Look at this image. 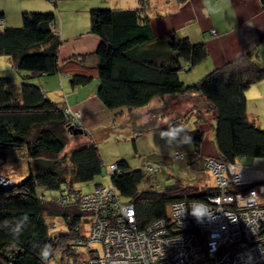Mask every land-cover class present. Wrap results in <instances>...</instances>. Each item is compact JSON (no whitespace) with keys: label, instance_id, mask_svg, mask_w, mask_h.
Instances as JSON below:
<instances>
[{"label":"trees","instance_id":"1","mask_svg":"<svg viewBox=\"0 0 264 264\" xmlns=\"http://www.w3.org/2000/svg\"><path fill=\"white\" fill-rule=\"evenodd\" d=\"M260 3L264 9V0ZM148 12L147 0H139L136 9L91 12L89 33L100 39L93 55L96 67L88 66L89 56L60 63L63 41L54 29L52 13H24L20 28H0V57L11 58L14 69L24 73L21 86L0 77V162L9 154L22 155L29 166L23 182L8 179L12 185L6 186L0 181V264H79L87 260L93 215L82 210L81 199L106 185L96 184L89 193L80 186L95 182L104 169L121 201L135 206L140 231L167 219L174 203L206 202L218 193L215 187L176 178L162 191H155L148 178L149 188L141 190L145 167L133 169L126 161L117 162V170L110 174L97 140L84 126L77 128L70 107L48 99L34 83L42 76L67 75L74 89L97 80V96L114 114L115 122L125 111L144 109L157 98L195 95L201 105L160 128L149 121L135 132L134 142L177 125L190 137L198 159L206 138L203 126L208 125L217 158L223 163L242 166L247 159L264 160V130L249 116L246 96L252 86L264 81V66L257 53L244 54L188 83L182 76L208 58L206 44L175 35L155 38ZM151 114L157 119L164 111ZM190 123L193 129L188 130ZM71 128L84 132L74 134ZM146 169L158 172L151 166ZM47 192H58L60 197L47 199Z\"/></svg>","mask_w":264,"mask_h":264},{"label":"crops","instance_id":"2","mask_svg":"<svg viewBox=\"0 0 264 264\" xmlns=\"http://www.w3.org/2000/svg\"><path fill=\"white\" fill-rule=\"evenodd\" d=\"M37 1L40 0H0V22H3L4 27L20 28L24 13H52L56 17L54 26L63 41L59 49L60 63L74 56H89L87 64L90 67L97 66L93 55L100 45V39L89 33L91 12L103 8L130 10L139 6V0H110V7L97 0H85L84 4L80 2L81 0H70L64 4ZM147 2L148 16L155 38L162 39L175 35L179 39H188L192 43H204L207 46L208 58L190 74H183L184 81L196 82L212 70L250 52H256L264 66V9L260 0H147ZM9 4L17 9L9 10ZM34 83L48 99L58 104H67L72 111L80 113L85 130L94 136L98 144L102 140L107 142L106 137L110 135L107 136L105 133L110 129L114 130L113 134L126 132L130 138H134L135 132L149 121L160 128L169 121L185 116L195 106L201 105L195 95L165 96L155 99L144 109L127 111L122 119L118 118L115 122L114 114L103 106L97 96L99 86L97 80L89 86L75 89L71 87L70 78L63 74L42 76ZM91 85L94 88L88 90ZM246 96L248 114L256 121L255 114L260 115L264 110V81L252 86ZM159 109H163L164 115L156 119L151 113ZM123 125L126 128H120ZM206 127L203 126L205 132ZM144 136L152 137L154 142L158 140L157 146L162 147L158 150L160 154L166 152L164 150L168 144H179L184 137L177 125L169 130L155 131ZM108 138L112 140L111 137ZM131 140L135 154H131L130 149L128 151L130 154L118 152L115 158H111L108 151L101 148V156L106 167L119 161H126L133 169L143 168L145 164L142 163L140 146L134 139ZM137 156L140 157V161L135 159ZM200 157H203L205 162L208 157H217V151L213 145L210 148H202ZM254 165L264 167V160L252 161L250 165L244 167L252 168ZM255 170L264 171L260 168ZM208 176L211 184L205 180L200 181V185L214 187L212 177L209 174Z\"/></svg>","mask_w":264,"mask_h":264},{"label":"built area","instance_id":"3","mask_svg":"<svg viewBox=\"0 0 264 264\" xmlns=\"http://www.w3.org/2000/svg\"><path fill=\"white\" fill-rule=\"evenodd\" d=\"M69 112L77 128L83 127L82 115ZM116 170L112 164L109 173ZM205 170L218 193L206 202L172 204L167 219L145 231L137 228L135 206L121 201L112 186L82 197V210L93 215V224L86 242L90 256L79 264H264V171L217 157L206 160Z\"/></svg>","mask_w":264,"mask_h":264},{"label":"rangeland","instance_id":"4","mask_svg":"<svg viewBox=\"0 0 264 264\" xmlns=\"http://www.w3.org/2000/svg\"><path fill=\"white\" fill-rule=\"evenodd\" d=\"M40 1L37 2L40 3ZM97 1L104 2V4H107L110 7L109 4L110 0H97ZM58 2L60 4H64L66 2H70V0H60ZM80 2L84 4L85 0H81ZM8 7L9 10L17 9L13 7L11 4H9ZM103 9H109V8H103ZM10 59L11 58L9 57H0V77L10 79L15 85L21 86L23 83L21 80V74L24 73L17 72L14 69V63L12 59H11L12 62L10 61ZM94 86L91 85L90 88H88V90H91L92 88H94ZM126 112L127 111H125L124 114H126ZM261 112L262 113L260 115L255 114V118L257 119L256 121L259 123L258 125H261L260 128L264 130V110H262ZM122 118L123 116H121L119 119ZM206 126H207L206 127L207 130L205 132L206 138L201 147V150L202 148H210L212 145L214 146L212 132L209 126L208 125ZM192 127H193L192 123L188 124L187 126L188 130L193 129ZM111 131L112 130L110 129L105 134L107 136L110 135L108 137H111L112 140H110L108 137H106L107 142H105V140H102L99 144L100 150L101 148L102 150H107L111 158H115L118 152L130 154L128 152L130 149H131V154H135V150L132 148L133 143L131 142L132 141L131 139H134L135 137L130 138L129 134H126V132L121 133L119 132V130H117V132L121 134H117V133L113 134L114 130L112 131V133ZM180 133L183 134L184 136L182 138V142H180L179 144L178 143L168 144V147H166L167 149L164 150L166 151L164 152V154H160L158 152V150L162 149L161 146H157L159 144L158 140L154 142L152 137H146V136L142 138L140 137V139L136 140V142L140 146L141 157H143L142 163L145 164L143 165V168L145 167L143 171L145 173L146 180L144 184H142L141 190H145L149 188L150 185H148L147 183L148 178L152 179V186L154 187L155 191H162L163 189H165L166 186L172 185L176 179H181L186 183L193 185L199 184L200 181H205V180L208 181L209 184H211L208 173L205 170L204 158L203 157H199L198 159L196 158V154L194 152V145L190 137L188 136L186 131L182 129H180ZM154 149H156L155 150L156 152H154ZM70 150H72V148L69 149L68 151ZM176 153L183 154L184 158L180 160H175L174 155ZM135 159L137 161L141 160L139 156H137V158ZM251 162H252L251 159H247L244 162H241V164L243 166L248 164L250 165ZM194 163L197 164V169L193 167ZM148 166H151L154 169H158V172L148 173L146 169ZM251 167L255 169H259V168L264 169V167L257 165ZM0 176H1L0 180H2L3 185L8 179L13 180L16 184L23 182L29 176L28 160H25V158L22 155L19 156V155L9 154L8 156H6L4 160H1L0 162ZM171 176H173V179L170 178ZM110 183H111L110 178L106 174V169H104L103 174L97 177L95 182L87 185H82L80 186V189L84 193H89L95 189L96 184L109 185ZM46 197L47 199L59 198L60 194L58 192H47ZM58 227L60 228V224ZM59 228L57 230H59ZM92 247L97 248L99 250V253L102 250V248L98 245Z\"/></svg>","mask_w":264,"mask_h":264},{"label":"water","instance_id":"5","mask_svg":"<svg viewBox=\"0 0 264 264\" xmlns=\"http://www.w3.org/2000/svg\"><path fill=\"white\" fill-rule=\"evenodd\" d=\"M71 129H73V128H71ZM73 130H74V129H73ZM83 132H84L83 130H74V134H78V133H79V134L82 135Z\"/></svg>","mask_w":264,"mask_h":264}]
</instances>
